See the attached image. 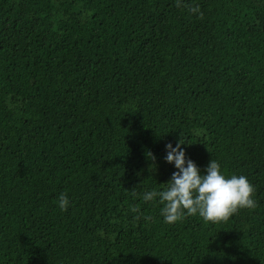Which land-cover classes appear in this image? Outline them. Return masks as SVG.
<instances>
[{"label":"trees","instance_id":"obj_1","mask_svg":"<svg viewBox=\"0 0 264 264\" xmlns=\"http://www.w3.org/2000/svg\"><path fill=\"white\" fill-rule=\"evenodd\" d=\"M179 140L256 207L164 223ZM0 264H264V0H0Z\"/></svg>","mask_w":264,"mask_h":264},{"label":"clouds","instance_id":"obj_2","mask_svg":"<svg viewBox=\"0 0 264 264\" xmlns=\"http://www.w3.org/2000/svg\"><path fill=\"white\" fill-rule=\"evenodd\" d=\"M179 3L180 0H177ZM199 14V6L189 8ZM180 140L173 146L165 145L164 160L176 169L163 190H145L142 200L158 201L162 207L163 222L174 224L186 215H198L205 222L218 223L227 220L239 209H253L254 188L242 174L226 175L217 160L210 159L203 171L189 158ZM61 211L69 206L67 195L60 194L58 205ZM133 212L138 211L133 208ZM147 219V218H146Z\"/></svg>","mask_w":264,"mask_h":264}]
</instances>
